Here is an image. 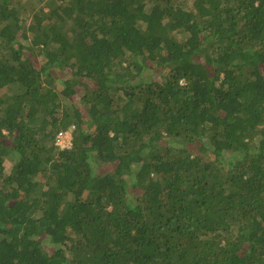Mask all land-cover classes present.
<instances>
[{
  "label": "trees",
  "instance_id": "1",
  "mask_svg": "<svg viewBox=\"0 0 264 264\" xmlns=\"http://www.w3.org/2000/svg\"><path fill=\"white\" fill-rule=\"evenodd\" d=\"M44 1L0 0V264H264V0Z\"/></svg>",
  "mask_w": 264,
  "mask_h": 264
},
{
  "label": "built area",
  "instance_id": "2",
  "mask_svg": "<svg viewBox=\"0 0 264 264\" xmlns=\"http://www.w3.org/2000/svg\"><path fill=\"white\" fill-rule=\"evenodd\" d=\"M74 127L68 130H61L55 139V145L61 150L69 149L72 147L73 131Z\"/></svg>",
  "mask_w": 264,
  "mask_h": 264
},
{
  "label": "rangeland",
  "instance_id": "3",
  "mask_svg": "<svg viewBox=\"0 0 264 264\" xmlns=\"http://www.w3.org/2000/svg\"><path fill=\"white\" fill-rule=\"evenodd\" d=\"M25 2H26V0H24ZM48 1L49 0H47V1H44L43 3H41V4H39V5H46V3H48ZM191 2V0H188V3H190ZM39 8H41L40 6H39ZM31 9V8H30ZM45 10L47 11L48 9L46 8V6H45ZM29 15L28 14H26V17H28ZM105 169H107V167L105 168ZM49 246H51V245H49Z\"/></svg>",
  "mask_w": 264,
  "mask_h": 264
}]
</instances>
